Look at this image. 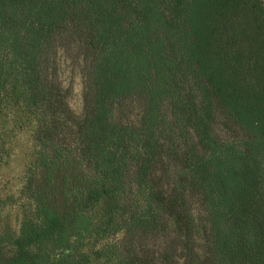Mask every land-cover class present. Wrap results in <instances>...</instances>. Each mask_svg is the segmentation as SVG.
Masks as SVG:
<instances>
[{
	"label": "trees",
	"instance_id": "trees-1",
	"mask_svg": "<svg viewBox=\"0 0 264 264\" xmlns=\"http://www.w3.org/2000/svg\"><path fill=\"white\" fill-rule=\"evenodd\" d=\"M23 130L0 264H264V0H0Z\"/></svg>",
	"mask_w": 264,
	"mask_h": 264
},
{
	"label": "rangeland",
	"instance_id": "rangeland-1",
	"mask_svg": "<svg viewBox=\"0 0 264 264\" xmlns=\"http://www.w3.org/2000/svg\"><path fill=\"white\" fill-rule=\"evenodd\" d=\"M14 146L8 162L0 170V195L13 194L19 190L21 175L26 162L27 153L30 148L29 132L23 130L13 138ZM10 223L15 222L18 215L17 209L12 207L6 210Z\"/></svg>",
	"mask_w": 264,
	"mask_h": 264
}]
</instances>
